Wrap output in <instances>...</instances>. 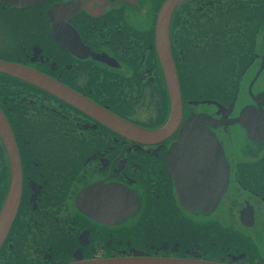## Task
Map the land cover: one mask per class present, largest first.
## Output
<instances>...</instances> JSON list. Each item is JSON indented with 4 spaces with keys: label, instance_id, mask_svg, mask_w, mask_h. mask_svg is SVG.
<instances>
[{
    "label": "flooded vegetation",
    "instance_id": "flooded-vegetation-1",
    "mask_svg": "<svg viewBox=\"0 0 264 264\" xmlns=\"http://www.w3.org/2000/svg\"><path fill=\"white\" fill-rule=\"evenodd\" d=\"M166 1L45 0L15 8L0 0V27L15 37L0 44V63L64 92L0 72V113L21 175L0 264H264V0H183L174 8L168 38L181 118L166 138L103 123L109 115L157 133L169 122L155 46ZM188 122L193 145L212 136L228 168L226 190L208 212L179 203L186 176L217 171L209 163L216 160L200 158L207 150L172 151ZM10 182L0 137V211Z\"/></svg>",
    "mask_w": 264,
    "mask_h": 264
},
{
    "label": "water",
    "instance_id": "water-1",
    "mask_svg": "<svg viewBox=\"0 0 264 264\" xmlns=\"http://www.w3.org/2000/svg\"><path fill=\"white\" fill-rule=\"evenodd\" d=\"M7 5L15 8H24L27 6H40L45 0H1ZM183 0H167L161 7L155 27V46L160 61V65L165 77L168 93L171 99V116L167 125L157 133H148L137 129L133 126L125 124L124 122L112 118L111 116H103V123L108 127L113 128L119 132H123L132 136L150 137L153 139L161 140L166 138L178 125L181 118V100L179 86L173 62L170 55V45L168 38V28L171 14L174 8ZM0 72L6 73L10 76L17 77L26 82L32 83L36 86L48 90L52 94L62 97L63 93L59 86L50 82L47 78H44L33 71H28L22 68L15 67L13 65L0 63ZM74 101V99H69ZM80 104V103H79ZM94 112H99L95 107L91 108ZM100 116V114H98ZM105 120V121H104ZM107 121V122H106ZM239 122V120L233 121L232 124ZM189 122L184 125V129L180 133L179 140L172 151L178 149L182 150H207L208 155L200 154V158H206L209 160H216L217 162H209L210 166L217 168L216 172L207 171V168H203L202 172H195L186 176V180L181 183V187L178 186L179 203L182 207L190 210H200L202 212H208L215 208L216 200L224 193L228 183V168L226 164H222L223 154L220 146L216 140L211 136L201 137V142L198 145H193V137L188 132ZM207 135V134H206ZM0 137L5 145L11 168V182L10 186L0 211V245L4 241L10 226L14 220L16 212L18 210L20 191H21V175L19 168V159L16 151V147L13 141V136L7 125V122L3 115L0 113ZM188 145V146H187ZM174 149V150H173ZM196 158V157H193ZM219 162V163H218ZM208 166L207 164H203ZM194 166V165H191ZM220 167V168H219ZM211 177H217V183L215 187L209 186L214 181ZM190 185V187L187 186ZM131 204L123 207L124 212L130 208ZM79 264H193L191 262H179V261H163V260H140V261H97L87 262ZM209 264V263H200Z\"/></svg>",
    "mask_w": 264,
    "mask_h": 264
},
{
    "label": "rangeland",
    "instance_id": "rangeland-1",
    "mask_svg": "<svg viewBox=\"0 0 264 264\" xmlns=\"http://www.w3.org/2000/svg\"><path fill=\"white\" fill-rule=\"evenodd\" d=\"M6 27L4 26V24L2 23L1 24V27H0V44H5L3 46H10V45H13L15 43V37H14V33H9L7 30H5ZM6 31L9 33V34H6ZM11 41L13 42V44H11Z\"/></svg>",
    "mask_w": 264,
    "mask_h": 264
},
{
    "label": "snow or ice",
    "instance_id": "snow-or-ice-1",
    "mask_svg": "<svg viewBox=\"0 0 264 264\" xmlns=\"http://www.w3.org/2000/svg\"><path fill=\"white\" fill-rule=\"evenodd\" d=\"M85 195H87V194H85Z\"/></svg>",
    "mask_w": 264,
    "mask_h": 264
}]
</instances>
